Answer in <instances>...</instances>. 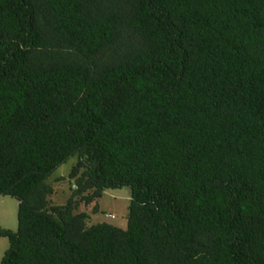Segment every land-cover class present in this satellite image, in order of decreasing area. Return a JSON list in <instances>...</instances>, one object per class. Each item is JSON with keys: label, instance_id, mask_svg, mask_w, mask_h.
Masks as SVG:
<instances>
[{"label": "trees", "instance_id": "1", "mask_svg": "<svg viewBox=\"0 0 264 264\" xmlns=\"http://www.w3.org/2000/svg\"><path fill=\"white\" fill-rule=\"evenodd\" d=\"M0 195V264H264V0H0Z\"/></svg>", "mask_w": 264, "mask_h": 264}, {"label": "rangeland", "instance_id": "2", "mask_svg": "<svg viewBox=\"0 0 264 264\" xmlns=\"http://www.w3.org/2000/svg\"><path fill=\"white\" fill-rule=\"evenodd\" d=\"M76 157L70 156L68 160L54 170L49 181L52 182L54 193L51 197L52 203L55 205L65 204L70 188L67 175L72 165L75 163ZM63 178L56 182L55 180ZM130 191L123 187L120 189L105 190L97 205L81 206L80 210L88 215L87 225H93L100 222H106L119 228H126V216L128 212ZM97 208V209H96ZM113 215L114 217H110ZM0 226L5 229L15 231L17 228V201L11 196L0 195ZM8 248L7 238L0 237V260Z\"/></svg>", "mask_w": 264, "mask_h": 264}, {"label": "built area", "instance_id": "3", "mask_svg": "<svg viewBox=\"0 0 264 264\" xmlns=\"http://www.w3.org/2000/svg\"><path fill=\"white\" fill-rule=\"evenodd\" d=\"M110 217H114L113 215H110Z\"/></svg>", "mask_w": 264, "mask_h": 264}]
</instances>
